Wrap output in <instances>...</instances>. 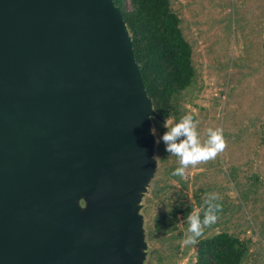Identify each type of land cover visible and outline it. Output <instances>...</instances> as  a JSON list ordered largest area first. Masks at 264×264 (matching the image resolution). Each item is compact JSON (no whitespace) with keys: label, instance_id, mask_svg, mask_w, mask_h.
Here are the masks:
<instances>
[{"label":"water","instance_id":"95a60500","mask_svg":"<svg viewBox=\"0 0 264 264\" xmlns=\"http://www.w3.org/2000/svg\"><path fill=\"white\" fill-rule=\"evenodd\" d=\"M126 31L113 0H0V264H124L151 103Z\"/></svg>","mask_w":264,"mask_h":264},{"label":"rangeland","instance_id":"374dc122","mask_svg":"<svg viewBox=\"0 0 264 264\" xmlns=\"http://www.w3.org/2000/svg\"><path fill=\"white\" fill-rule=\"evenodd\" d=\"M191 47L192 84L171 103L169 116H141L149 136L142 154L145 173L116 197L129 202L134 240L119 258L124 264H194L199 240L225 232L245 247L246 264H264V0H170ZM126 8L130 4L126 1ZM125 36L129 39V33ZM191 112L203 141L208 128L221 127L226 147L213 159L190 165L183 178L172 176L178 158L164 151L159 134ZM219 193L215 223L194 244H184L186 210L205 207L204 193ZM112 193V192H111ZM95 195L80 188L58 204L71 208L80 224L90 217ZM113 196V194H110ZM85 197L84 209L76 200ZM97 196V195H96ZM188 212V213H189ZM175 221L165 230L157 223Z\"/></svg>","mask_w":264,"mask_h":264},{"label":"trees","instance_id":"16d2710c","mask_svg":"<svg viewBox=\"0 0 264 264\" xmlns=\"http://www.w3.org/2000/svg\"><path fill=\"white\" fill-rule=\"evenodd\" d=\"M126 1L130 10L126 8ZM119 7L132 43L135 62L156 119L169 116L171 103L193 82L195 70L191 47L185 40L180 19L170 0H113ZM189 210L183 213L185 217ZM175 221L157 223L165 230ZM167 230V229H166ZM247 248L225 232L201 239L196 244L194 264H246Z\"/></svg>","mask_w":264,"mask_h":264},{"label":"clouds","instance_id":"9594fccd","mask_svg":"<svg viewBox=\"0 0 264 264\" xmlns=\"http://www.w3.org/2000/svg\"><path fill=\"white\" fill-rule=\"evenodd\" d=\"M198 121L194 119L191 112L182 115L178 120L169 124L165 122V130L159 134V140L164 145V151L171 156L178 158V166L171 171L172 176L183 178L190 165H196L202 161L213 159L226 147L224 132L221 127L208 128L207 136L202 141L198 130ZM219 193H204L203 215L197 209L187 215L188 228L187 235L183 239L184 244L196 243L205 226H208L218 218V213L222 208ZM85 197L81 196L76 200L79 209H84Z\"/></svg>","mask_w":264,"mask_h":264}]
</instances>
